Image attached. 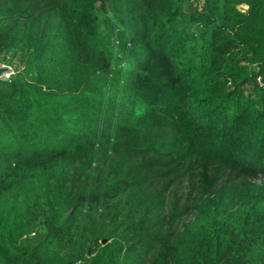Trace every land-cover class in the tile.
Segmentation results:
<instances>
[{"label": "trees", "instance_id": "16d2710c", "mask_svg": "<svg viewBox=\"0 0 264 264\" xmlns=\"http://www.w3.org/2000/svg\"><path fill=\"white\" fill-rule=\"evenodd\" d=\"M0 58V264H264V0H0Z\"/></svg>", "mask_w": 264, "mask_h": 264}, {"label": "rangeland", "instance_id": "374dc122", "mask_svg": "<svg viewBox=\"0 0 264 264\" xmlns=\"http://www.w3.org/2000/svg\"><path fill=\"white\" fill-rule=\"evenodd\" d=\"M242 7H246L245 4H242ZM4 60L0 58V62H3ZM6 64H9L13 67L14 73L18 72L20 69H22V64L19 65V58L14 59V61H6L4 62Z\"/></svg>", "mask_w": 264, "mask_h": 264}, {"label": "built area", "instance_id": "2783aa9c", "mask_svg": "<svg viewBox=\"0 0 264 264\" xmlns=\"http://www.w3.org/2000/svg\"><path fill=\"white\" fill-rule=\"evenodd\" d=\"M0 64L7 66V70L2 74V76L5 77V78L11 77L13 75V73H14L13 67L11 65H9V64L2 63V62H0Z\"/></svg>", "mask_w": 264, "mask_h": 264}, {"label": "water", "instance_id": "95a60500", "mask_svg": "<svg viewBox=\"0 0 264 264\" xmlns=\"http://www.w3.org/2000/svg\"><path fill=\"white\" fill-rule=\"evenodd\" d=\"M6 70H7V66L0 64V77ZM103 241H105V239H103ZM91 252H92V249H89V253Z\"/></svg>", "mask_w": 264, "mask_h": 264}, {"label": "clouds", "instance_id": "9594fccd", "mask_svg": "<svg viewBox=\"0 0 264 264\" xmlns=\"http://www.w3.org/2000/svg\"><path fill=\"white\" fill-rule=\"evenodd\" d=\"M1 77H3V76L1 75Z\"/></svg>", "mask_w": 264, "mask_h": 264}]
</instances>
